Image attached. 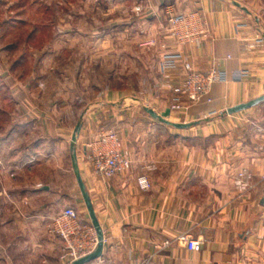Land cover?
Listing matches in <instances>:
<instances>
[{"label":"crops","instance_id":"crops-1","mask_svg":"<svg viewBox=\"0 0 264 264\" xmlns=\"http://www.w3.org/2000/svg\"><path fill=\"white\" fill-rule=\"evenodd\" d=\"M168 8L198 11L208 37L199 46L170 38ZM120 11V27L74 28L72 59H59L56 73L43 61L25 82L9 80V107H0V264H61L51 219L72 207L92 223L72 163L78 122L77 162L104 232L102 256L87 264H264V102L226 112L264 94V0H132ZM166 54L183 59L164 67ZM184 60L226 80L213 85L211 102L171 111L170 121L191 124L178 128L146 107L170 108ZM109 129L132 165L106 178L87 144Z\"/></svg>","mask_w":264,"mask_h":264},{"label":"rangeland","instance_id":"rangeland-1","mask_svg":"<svg viewBox=\"0 0 264 264\" xmlns=\"http://www.w3.org/2000/svg\"><path fill=\"white\" fill-rule=\"evenodd\" d=\"M130 2L0 0V107H9V80L25 82L33 69L44 68L43 61L56 73L59 59H72L74 28L108 23L120 27L122 3Z\"/></svg>","mask_w":264,"mask_h":264},{"label":"built area","instance_id":"built-area-1","mask_svg":"<svg viewBox=\"0 0 264 264\" xmlns=\"http://www.w3.org/2000/svg\"><path fill=\"white\" fill-rule=\"evenodd\" d=\"M140 10L141 8L137 6L136 11ZM165 13L167 33L177 43L199 46L202 40L208 37V23L198 11L184 13L168 8ZM238 26L242 27L246 24H238ZM262 40L261 36H257V41ZM179 58H182V54H166L164 67L172 65ZM183 67L185 76L182 82L172 89L170 110L186 114L191 106L203 100L211 102L210 93L213 85L225 81L226 74L224 71L214 68L205 73L201 72L196 70L188 60L183 61ZM87 148V159L95 173L100 176L114 177L120 172L128 170L132 165V160L121 147L117 132L112 129L101 132L87 144ZM137 182L142 190H148L151 187L150 180L146 175L139 176ZM48 230L51 234L62 238L61 264H73L75 260L94 251L98 245V236L92 223L82 221L78 212L72 207L65 208L56 214L51 219ZM179 240L184 242L189 250L200 251L202 248V242L190 235H182Z\"/></svg>","mask_w":264,"mask_h":264},{"label":"water","instance_id":"water-1","mask_svg":"<svg viewBox=\"0 0 264 264\" xmlns=\"http://www.w3.org/2000/svg\"><path fill=\"white\" fill-rule=\"evenodd\" d=\"M238 5L240 6V4H238ZM243 9L246 12H248L247 8L243 7ZM261 102H264V94L257 97V98H254L250 101L232 106V107L228 108L226 110V112L228 114L237 113V112H240L242 110L251 108V107H253V106H255ZM146 111L152 117H154V118H156V119H158L164 123L171 124V125L178 127V128H185V127H188L191 125L189 123H178V122L170 121L168 119V117L170 116V113H171L170 108H167L164 112H162L160 114L157 113L156 111H154L152 108H149V107H146ZM81 128H82V123L78 122L77 125L75 126V129H74V132L72 135V143H71L72 163H73L74 172H75V175H76V178H77V181H78V184H79L85 205H86L87 210H88L89 215H90L92 225L94 226L96 233H97V236H98V245L94 251H92L88 255H86V256L78 259V260H75L73 262V264H87V263L101 257L102 253H103V248H104V232H103V229L100 225V222L96 216L94 207L92 205L90 194L86 189V186H85V183L82 179V176H81V173L79 170V166H78V162H77L76 143H77Z\"/></svg>","mask_w":264,"mask_h":264}]
</instances>
